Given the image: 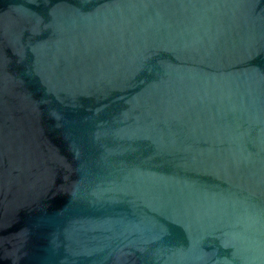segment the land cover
<instances>
[{
  "label": "water",
  "instance_id": "1",
  "mask_svg": "<svg viewBox=\"0 0 264 264\" xmlns=\"http://www.w3.org/2000/svg\"><path fill=\"white\" fill-rule=\"evenodd\" d=\"M0 264H264V0H0Z\"/></svg>",
  "mask_w": 264,
  "mask_h": 264
}]
</instances>
